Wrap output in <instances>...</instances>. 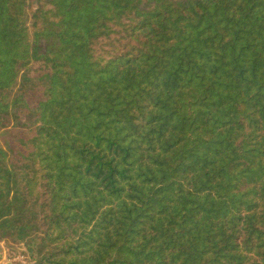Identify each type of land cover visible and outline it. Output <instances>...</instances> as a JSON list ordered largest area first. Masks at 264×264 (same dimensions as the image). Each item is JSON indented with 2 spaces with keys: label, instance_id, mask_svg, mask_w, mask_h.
<instances>
[{
  "label": "trees",
  "instance_id": "obj_1",
  "mask_svg": "<svg viewBox=\"0 0 264 264\" xmlns=\"http://www.w3.org/2000/svg\"><path fill=\"white\" fill-rule=\"evenodd\" d=\"M0 240L264 264V0H0Z\"/></svg>",
  "mask_w": 264,
  "mask_h": 264
},
{
  "label": "rangeland",
  "instance_id": "obj_2",
  "mask_svg": "<svg viewBox=\"0 0 264 264\" xmlns=\"http://www.w3.org/2000/svg\"><path fill=\"white\" fill-rule=\"evenodd\" d=\"M112 31H120V27L112 26ZM97 46V45H96ZM32 255L24 243L0 240V264H32Z\"/></svg>",
  "mask_w": 264,
  "mask_h": 264
}]
</instances>
